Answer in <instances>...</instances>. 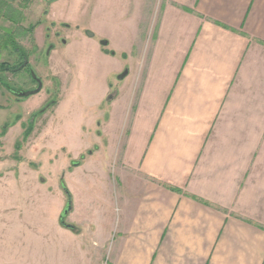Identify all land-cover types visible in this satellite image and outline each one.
<instances>
[{"label": "crops", "instance_id": "0c3cea01", "mask_svg": "<svg viewBox=\"0 0 264 264\" xmlns=\"http://www.w3.org/2000/svg\"><path fill=\"white\" fill-rule=\"evenodd\" d=\"M40 1L50 21L72 23L56 19L70 0ZM82 2L99 18V93L89 113L56 110L29 145L59 129L68 144L49 146L90 151L67 176L89 226L77 240L65 208L56 225L45 218L42 180L2 177L0 264H92L88 233L106 264H264V0ZM90 38L70 42L67 60Z\"/></svg>", "mask_w": 264, "mask_h": 264}, {"label": "rangeland", "instance_id": "374dc122", "mask_svg": "<svg viewBox=\"0 0 264 264\" xmlns=\"http://www.w3.org/2000/svg\"><path fill=\"white\" fill-rule=\"evenodd\" d=\"M70 1L72 3H69V6L58 7L57 13L60 18L56 19L69 20L74 24L51 22L45 18L43 12L46 7L40 0H0V62L6 61L13 65L21 61L25 53L29 54L31 67L41 77L43 90V93L31 95L27 100L17 101L4 85L30 90L34 86L30 69L25 67L17 72H0V178L5 176L14 178L22 175L31 181L42 180L43 182H40L43 185L40 194L41 205L47 212L45 218L51 225L57 224L59 214L66 206L68 200L66 188L71 193L67 185L68 174L83 164L90 151L75 157L67 151L65 146L55 148L57 150L49 146L50 143L47 140L53 141L54 145L68 144L67 132L59 129L48 133V137L44 135L42 146L38 145L30 149V138H35L31 134L38 127L37 136L35 135L38 140L44 130L40 131L43 127L41 122H47L56 110L62 113L70 110L91 112L86 97L90 95V92L95 94V97L99 93V79L103 76V73L99 71L104 65L94 52V43L90 42L98 39V36L91 37L88 43L74 48L76 50L74 58L80 56L78 60L80 63L67 60L68 43H73L70 47H75L77 36L79 37L81 33L87 36V30H96L99 27L98 15L89 18L86 14L87 7L84 8L82 0ZM40 23H42L41 26H39ZM74 26L76 28L73 33ZM14 37L21 45L20 49L13 43ZM84 51L88 52V57L83 61L81 56ZM90 56L91 59H89ZM89 64L90 67H88ZM73 83H75L74 87ZM30 100L37 101L38 108L22 120L25 116L24 108L29 106ZM60 103L61 106L58 109ZM16 120L24 122V137L17 136L16 141H8L7 132L10 130L11 123ZM74 161H78V164L74 165ZM92 205L93 203L89 204L90 207ZM65 220L74 225L72 231L76 234L75 238L83 241L85 238L83 233L85 229L87 231L89 222L84 221V217L77 216L74 199L72 210ZM91 235L92 233H88L86 241L82 242L85 246L84 250L89 253L87 255L93 260L92 264H106L108 251L106 252L104 248L91 250L94 234L92 237Z\"/></svg>", "mask_w": 264, "mask_h": 264}, {"label": "flooded vegetation", "instance_id": "af4514ba", "mask_svg": "<svg viewBox=\"0 0 264 264\" xmlns=\"http://www.w3.org/2000/svg\"><path fill=\"white\" fill-rule=\"evenodd\" d=\"M46 15H47V10H45L44 12H43V16H45V18H46ZM52 22V21H51ZM55 22V21H54ZM63 23V22H62ZM42 25V23H40L39 24V26H41ZM70 25V24H69ZM78 27V26H77ZM75 26H74V28H73V33H74V30H75ZM46 29H48V27L46 28ZM88 32V33H87ZM92 33V35H90L89 33ZM72 33V34H73ZM86 33L88 34V36H91V37H94V35H95V33H94V31L93 30H91V29H89V30H87L86 31ZM85 34V33H84ZM14 39H15V37H14ZM103 41H107V40H105V39H101L100 40V44L101 45H103V48H104V50H106V51H108V49H107V46H108V44H109V42L107 41V44H103ZM18 43V42H17ZM69 44V43H68ZM18 45H19V43H18ZM20 46V48H21V45H19ZM68 46V45H67ZM55 47V46H54ZM20 48H18V49H20ZM35 48H33V50H34ZM41 51V50H40ZM29 54H26L25 53V55L22 57V60L21 61H19V62H17L16 64H13V65H10L8 62H6V61H3V62H6V63H8V65H7V69H5V70H2V71H13V72H17V71H20V70H22V69H24L25 67H28L29 69H30V71H31V75L33 76V81H34V86H32L31 87V89L30 90H28V91H33V90H36L39 86H40V80H41V77H39L37 74H36V72H35V70L31 67V61H30V59H29V56H28ZM1 71V72H2ZM5 87H7L8 88V90L10 91V93L14 96V97H16V100L17 101H21V100H27L28 99V97H30L31 95H36V94H38V93H40L41 94V92L43 93V90H42V87H41V89L37 92V93H33V94H30V95H28V96H22L21 94H20V92H28L27 90H21V89H17V88H13V87H11V86H7V85H4ZM25 98V99H24ZM25 110V109H24ZM34 111V110H33ZM32 111V112H33ZM25 112V111H24ZM13 124V122L11 123V125Z\"/></svg>", "mask_w": 264, "mask_h": 264}, {"label": "water", "instance_id": "95a60500", "mask_svg": "<svg viewBox=\"0 0 264 264\" xmlns=\"http://www.w3.org/2000/svg\"><path fill=\"white\" fill-rule=\"evenodd\" d=\"M89 34L92 35L91 32H90ZM103 44H104V45L107 44V41H103ZM127 72H128V71H124V73H122V74L120 75V78L124 77V76L127 74ZM41 87H42V82H41V80H40V86H39L36 90L28 91V92H20V94H21L22 96H28V95H30V94L37 93V92L41 89ZM67 196H68L67 205H66L64 211H63L62 214H61V218H60V220H61V223H62L63 225H65V226H67V227L73 229V228H74V225L67 223L66 220H65L66 216L69 214V212L72 210V207H73V199H72V195H71V193H70L68 190H67Z\"/></svg>", "mask_w": 264, "mask_h": 264}, {"label": "trees", "instance_id": "16d2710c", "mask_svg": "<svg viewBox=\"0 0 264 264\" xmlns=\"http://www.w3.org/2000/svg\"><path fill=\"white\" fill-rule=\"evenodd\" d=\"M13 43L16 45L17 48H20V46L18 45L17 41H16L14 38H13ZM7 65H8V63H6V62H0V72H1L2 70L7 69ZM73 164H74V165L78 164V161H74ZM63 185H64V187L66 188L65 183H63ZM66 192H67V188H66Z\"/></svg>", "mask_w": 264, "mask_h": 264}]
</instances>
